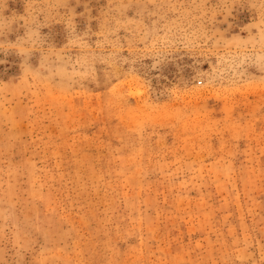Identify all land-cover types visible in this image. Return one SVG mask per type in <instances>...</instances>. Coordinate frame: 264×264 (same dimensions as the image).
I'll return each mask as SVG.
<instances>
[{
    "label": "rangeland",
    "instance_id": "obj_1",
    "mask_svg": "<svg viewBox=\"0 0 264 264\" xmlns=\"http://www.w3.org/2000/svg\"><path fill=\"white\" fill-rule=\"evenodd\" d=\"M0 264H264V0H0Z\"/></svg>",
    "mask_w": 264,
    "mask_h": 264
}]
</instances>
